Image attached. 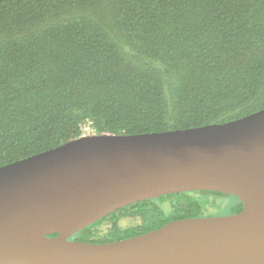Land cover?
<instances>
[{
  "label": "trees",
  "instance_id": "trees-1",
  "mask_svg": "<svg viewBox=\"0 0 264 264\" xmlns=\"http://www.w3.org/2000/svg\"><path fill=\"white\" fill-rule=\"evenodd\" d=\"M263 107L264 0H0V165L85 132L188 128ZM207 195L227 194L140 200L69 238L111 242L202 216ZM234 197L230 213L242 208Z\"/></svg>",
  "mask_w": 264,
  "mask_h": 264
},
{
  "label": "water",
  "instance_id": "water-1",
  "mask_svg": "<svg viewBox=\"0 0 264 264\" xmlns=\"http://www.w3.org/2000/svg\"><path fill=\"white\" fill-rule=\"evenodd\" d=\"M195 190L242 208L111 242L69 238L125 205ZM0 264H264V107L195 127L82 134L0 165Z\"/></svg>",
  "mask_w": 264,
  "mask_h": 264
},
{
  "label": "rangeland",
  "instance_id": "rangeland-1",
  "mask_svg": "<svg viewBox=\"0 0 264 264\" xmlns=\"http://www.w3.org/2000/svg\"><path fill=\"white\" fill-rule=\"evenodd\" d=\"M86 131V130H85ZM84 134H88L85 132ZM203 213L202 216H217L230 214L232 206L236 203L235 197L226 196H203Z\"/></svg>",
  "mask_w": 264,
  "mask_h": 264
}]
</instances>
